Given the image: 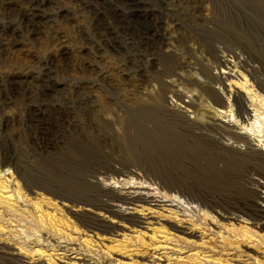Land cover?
Returning a JSON list of instances; mask_svg holds the SVG:
<instances>
[{
    "label": "rangeland",
    "instance_id": "1",
    "mask_svg": "<svg viewBox=\"0 0 264 264\" xmlns=\"http://www.w3.org/2000/svg\"><path fill=\"white\" fill-rule=\"evenodd\" d=\"M221 62L264 78V0H0V264H264V92L215 110Z\"/></svg>",
    "mask_w": 264,
    "mask_h": 264
},
{
    "label": "bare ground",
    "instance_id": "2",
    "mask_svg": "<svg viewBox=\"0 0 264 264\" xmlns=\"http://www.w3.org/2000/svg\"><path fill=\"white\" fill-rule=\"evenodd\" d=\"M237 63L229 65V63L221 62V64H218V67H217L220 70L218 72V74L210 73L211 70H207L206 72H204L205 69H203V72H204V75H205L207 81L204 82L202 86L206 87L205 88L206 92H208L207 96L210 99V102L215 107V110H217L218 112H221V111H219L220 109L225 108V103L226 102H225V99H223V97L221 96L220 92H218L217 89L215 87H213L212 84H218L220 90H222V92L224 91L226 93L227 92L226 86H229V85L225 84L224 81L225 80L230 81L229 79L234 77L235 76L234 73H236V71H237L236 70V71H234V73H232L230 67H238V68H240V70H243L242 72L237 71L238 74L240 73L243 76H246L244 74V72H246L248 75H250V77L252 79V82L256 86V88H258L259 90L264 92V78H260V77L256 76V72H257L256 69L253 68V67H250V66H246L244 64H239V63L237 64ZM207 69H208V67H207ZM200 71L202 72L201 69H200ZM251 79H249V80H251ZM233 82H234L233 83L234 85L238 84V82H236V81H233ZM239 83H240L241 86H243V84L241 82H239ZM201 89L204 90V88H201ZM227 96H228V99H230V97H231V99H232V101H233V103L235 105L236 114H237L238 117H240L243 120L245 114L249 115V112H247V110L244 108V106L242 104V99H241V95L239 94V92L236 91L232 95L229 94ZM153 101H154V104H156V105H161L162 103L165 105V94H164V92L161 91V92L157 93V95L154 97ZM190 105H191V103L188 106L190 107ZM173 113H176V115H178L180 117L183 116L182 113H180L179 111H173ZM204 117H205V119H204ZM192 122H193V124L197 125L200 128H204L205 127V128L210 129V130H217V131H219V132H221L223 134L230 135L232 138H236L237 139V138L241 137L239 135V133H234L232 131L231 126H228L227 124L221 122V120L217 121L215 119L214 115H210L209 112L205 113L203 115V119L193 117L192 118ZM182 135L184 137V141H185V139L188 140V138L191 139L190 134L186 130L182 131ZM179 137H181V136L178 135L177 136V138H178L177 140H182L183 139L182 137H181L182 139L179 138ZM196 138L199 139V135H196ZM250 154H253V155L255 154L256 155V156L252 157L253 158L252 159L253 162L251 164V169L257 170V172L264 171V152H254V151L251 150V151H249L247 153V155H250ZM177 191L180 192V193H183V191H179V190H177ZM185 193L186 192H184V194ZM185 195H187V193ZM117 197H118V200H120L121 202L128 203L130 205L141 203V205H140V211L141 212L143 210H148V206H151V205H152L151 206L152 209L154 207H158V203L155 202L156 200H154L152 197L139 196V195L133 196L131 194H127V195H123V196H117ZM19 198H22V197L19 196ZM131 203H134V204H131ZM151 203H155V204H151ZM96 206L97 205H95V207ZM97 208H98V206H97ZM115 213H118V211H115ZM91 214H93V213H91ZM93 216H95L96 221L98 220V221L103 223V221L101 219H99V217H97V215L93 214ZM225 217H227V216H225ZM228 218L236 220V217L233 214L228 216ZM89 224H91V223H89ZM187 230H188L187 228H182V232H184V233ZM187 233L192 234V235L194 234L192 232H189V230L187 231Z\"/></svg>",
    "mask_w": 264,
    "mask_h": 264
}]
</instances>
